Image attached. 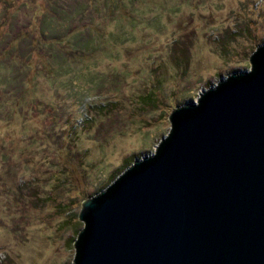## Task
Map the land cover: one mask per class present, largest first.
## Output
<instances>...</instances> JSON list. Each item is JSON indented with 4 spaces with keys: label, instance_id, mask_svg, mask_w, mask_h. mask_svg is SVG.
<instances>
[{
    "label": "rangeland",
    "instance_id": "1",
    "mask_svg": "<svg viewBox=\"0 0 264 264\" xmlns=\"http://www.w3.org/2000/svg\"><path fill=\"white\" fill-rule=\"evenodd\" d=\"M20 34L25 53L38 44L0 58L26 90L16 106L0 88V264H72L83 201L155 153L175 107L250 70L264 0H0V54ZM74 34L91 46L72 49Z\"/></svg>",
    "mask_w": 264,
    "mask_h": 264
},
{
    "label": "water",
    "instance_id": "2",
    "mask_svg": "<svg viewBox=\"0 0 264 264\" xmlns=\"http://www.w3.org/2000/svg\"><path fill=\"white\" fill-rule=\"evenodd\" d=\"M87 197L72 264H264V43Z\"/></svg>",
    "mask_w": 264,
    "mask_h": 264
},
{
    "label": "trees",
    "instance_id": "3",
    "mask_svg": "<svg viewBox=\"0 0 264 264\" xmlns=\"http://www.w3.org/2000/svg\"><path fill=\"white\" fill-rule=\"evenodd\" d=\"M91 1L89 0V2H91ZM82 11H83V8H81L79 5H76L75 8H74V10H72V11H69V12H67L65 10L60 11L62 13L59 15V18L56 15V14H58V12L57 13H54V14L53 13L50 14L48 12L49 13L48 16H45L44 19L42 20V23L45 26L44 29L41 31L42 32V35H43V32L45 30L47 32H50V33H52V34L55 35V33H53L52 31L54 29L58 28L57 25L59 23H65V22H69L67 20H70V21L73 20L74 19L73 14H79V13H82L83 14L84 12H82ZM26 34L29 35L28 32ZM46 36H48V35H46ZM25 39H26V35L24 36V34H22V35L20 34V37L18 39H16L17 40L16 43L11 44V42H9L10 47L7 48V49H5L4 53H1L0 54V58L1 57L2 58L4 57V58L7 59V58L11 57L10 58L11 60H9V61H12L13 60V57L15 58V56H19V57L22 58V56L25 55V54L27 56L32 55V53H34L35 50H36V45L38 44V42L33 39L29 43L30 44V47H29V49H27V51L25 53L24 46L23 47L22 46L20 47V43L21 42L23 43L25 41ZM68 41H71L72 42V49H74V48H79V47L80 48L88 47L89 45L91 46V44L93 42V39H92V37H90L89 34H88V37H86V38L85 37H82L81 35H78L77 36V34H74V36H72L71 39H68ZM59 43H61V41H59ZM51 57L52 58H59L61 60H64V58L62 56H60V55H54V54H52ZM53 60H51V61H53ZM13 64H15V62H13ZM28 66L30 68V63H29ZM14 67H15V65L14 66L9 65L7 68L4 67L3 65L0 66V88H1V85H2L3 86L2 87V90L3 91L5 89H7L6 98L8 96H10V95L17 96L16 98H18V96H19L20 98H18L17 101L15 100L16 101V104H17L16 106H19L21 104H24V102H25L23 100V98H24V95L26 93L25 92L26 90L23 91L24 83L23 82H20V80H17L18 79V77H17L18 76V71H17L18 68H14ZM5 69H8V70H10V71L13 72V73H11L12 74L11 75V78H9V79L4 78V77L1 78V73H2V71H5ZM19 85L21 86V91L18 88ZM5 92H6V90H5ZM16 92H17V94H16ZM0 103H1V105H5V101L4 100H3V102H0Z\"/></svg>",
    "mask_w": 264,
    "mask_h": 264
}]
</instances>
